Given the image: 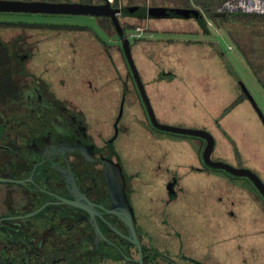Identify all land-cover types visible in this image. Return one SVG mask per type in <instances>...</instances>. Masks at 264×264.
Segmentation results:
<instances>
[{
  "label": "flooded vegetation",
  "instance_id": "obj_1",
  "mask_svg": "<svg viewBox=\"0 0 264 264\" xmlns=\"http://www.w3.org/2000/svg\"><path fill=\"white\" fill-rule=\"evenodd\" d=\"M0 1L81 5L104 3L103 0ZM110 5L113 9L121 10L117 15L118 20H163L150 17L142 10L136 11L138 14L122 17V10L127 6L122 7L118 3L114 7V0ZM137 8L148 12L156 7ZM31 17L33 20L26 21ZM57 17L89 16L0 12V179L14 182L0 183V264H214L218 248L213 240L219 230L213 223H207L205 231H202L208 237V244L195 246L196 239L192 238H197L202 232L192 228L194 230L189 233L185 226L179 224V228H175L168 220L169 214L174 217L175 205L178 206V216L180 209L185 210L184 200L180 201L184 198L183 174L180 176L178 172L166 168L163 188L156 194L157 204H161V208L149 213L151 217H159V224L161 222L159 226L152 223L156 227L155 232L151 231L154 227L150 224L141 227L138 223L133 194L143 196V187L148 190L153 185L150 181L138 183L141 177L137 178L136 173L128 169L131 158L126 162L121 153L126 144L124 138H132L139 132L144 146L149 140L144 131L147 116L141 119L134 114L137 107L143 110L142 99L139 94V97L136 96L134 87H124L122 83L118 103H108L109 109L104 113L99 103L81 105L70 94H65L62 87L55 86L53 74L43 72V77L33 69L38 53L43 52V33L47 36V33L66 28L71 32L86 30L81 26L54 25L34 20ZM94 19L107 20L111 25L107 18ZM47 38L45 41L51 39ZM77 42L86 46V53H89V43L83 40ZM96 42L99 45L98 54L109 57L103 42L100 39ZM129 44L132 54V45ZM69 48L77 53L76 46L70 45ZM118 50L133 80L120 41ZM196 140L201 144L200 167L192 171L211 177L213 172L221 170H212L204 165L202 152L206 142L200 138ZM146 154L142 162L148 163ZM117 169H120L123 179L119 177ZM144 171L150 169L145 167ZM222 172L225 175L221 177L227 181H244L264 210V199L248 179L229 177V174ZM123 183V188H128L138 242L131 240L133 236L127 226L110 212L113 205L111 190ZM218 185L221 187L219 191L214 181L204 183L200 196L210 203L212 197L219 194L225 197L232 209L238 207L241 200L232 198L231 184L223 182ZM219 196L217 200L223 201ZM228 214L233 221L237 218L231 210ZM167 239L175 240L176 245L170 244ZM253 248L236 245V249L243 253L245 250L250 253L254 251ZM243 253L236 261L249 264V259Z\"/></svg>",
  "mask_w": 264,
  "mask_h": 264
},
{
  "label": "rangeland",
  "instance_id": "obj_2",
  "mask_svg": "<svg viewBox=\"0 0 264 264\" xmlns=\"http://www.w3.org/2000/svg\"><path fill=\"white\" fill-rule=\"evenodd\" d=\"M183 1L185 0H118L122 7L131 5L168 8L179 5ZM188 1L195 9L193 0ZM216 13L221 14L218 7ZM227 15L234 16L235 14ZM202 17L205 21V29L201 31L193 21L189 22L190 27L179 29L174 25L183 20L178 19L151 21L154 27L158 25L157 23L163 24L165 28L160 29L148 26L149 22L146 19L141 21L126 18L119 21L121 26L126 28L127 38L132 45V58L157 121L167 126L202 130L209 133L214 139L212 161L222 162L236 169H247L257 175L264 184V125L257 113L246 99L230 110L228 114L221 116L234 100L242 96L241 86H244L264 118V91L255 77L256 75L257 78L264 81V21L235 17L210 21L204 14ZM27 20L31 21L33 18H27ZM34 20H40L41 23L50 22L54 25H75L86 28L84 32H71L66 28L55 33H47V36L43 33L41 37L43 52L38 53L32 65L33 69L38 70L37 74L43 77V72L53 74L55 86L62 87L65 94H70L81 105L92 106L99 103L104 113L109 109L108 103H118L122 83L124 87L131 88L133 86L136 96L139 97L134 80L130 79L124 59L118 50V38L107 20L97 21L90 17H57ZM193 30L199 31L198 34L185 35ZM152 34L155 35L152 36ZM45 36L48 37L47 39L49 37L51 39L45 41ZM96 37L105 45L106 55L109 57L98 54L99 45L95 40ZM77 40L89 43V53H86L88 51L86 46L84 47ZM185 40H190V42L186 43ZM70 45L77 47V53L70 50ZM153 47L161 50L159 55L162 56L163 53L165 60L166 57L171 60L172 56H176L178 53L180 55L182 50L190 49L197 53L192 60L183 58L190 70L186 73L184 69H177L178 81L165 84V86L160 85L158 88L164 87L163 89L157 88V91L162 92L161 94L149 90L151 71L155 69L156 64H165V66L170 65L169 67L176 68V65L180 66L183 63L182 61L168 62V60L155 59L154 55L157 52L149 51ZM156 95L158 99L155 97ZM162 96L163 99H161ZM140 103L143 110L137 107L134 111V114L139 118L141 115H146L145 107L141 101ZM160 108L164 109L166 116L171 119H187V125L162 123L157 118ZM144 124V131L151 134L152 140L154 137L158 139L159 137L160 139L170 137L167 133L151 128L148 120ZM220 128L225 130L236 147L241 150V160L229 159L230 156L233 157L232 144L226 139ZM141 140L139 132L132 138H124L127 145L123 141L125 147L124 152L121 153L126 162L131 158L128 169L135 172L137 178L141 177L138 183L150 181L153 185V188L149 187L148 190L143 187V196L139 197L135 193L133 194L132 201L139 225L141 227L149 224L153 226V223L159 226L161 224V222L159 224V217L154 218V215L151 217L149 213L154 210L157 212L161 208V204H157L156 194L159 189L162 190L164 185L167 168L165 161L168 156L170 158L180 157V150H177L174 145H170L169 142L157 141V144L151 139L148 142L153 144L150 145V142H147L144 146V141ZM145 152L147 153L146 157L149 158L148 163L147 161L146 163L142 162ZM145 167L150 171L145 172ZM171 170L178 172L180 176L184 173L182 167L177 163ZM213 173L211 176L225 175L222 171ZM205 177V175H200L193 179L202 180ZM196 184L197 182H191L190 185ZM220 189L221 187L217 185V190ZM137 190L140 189L137 188ZM193 193L192 197H186L190 201L189 208L180 209L181 214L178 216L176 213L178 206L175 205L174 217H170L173 214L168 215V220L175 228H179L180 224L182 227L195 228L200 233L205 231L207 223L208 225L213 223L219 230L215 239L217 237L222 239L219 244L215 242L216 246L218 245V251L213 260L214 264H234L235 260L239 259L238 257L243 253L236 249L237 244L246 245L248 249L255 247L254 251L250 249V253L248 250L243 253L249 259V264H264V212H258L250 203H241L242 206H238V209H232L225 197L219 196V194L212 197L213 200L207 203V199L200 196L198 191ZM217 196H219L218 198L222 197L223 201L217 200ZM198 206H200L199 210ZM229 210L234 212L237 217L234 221L228 214ZM155 229L156 227L151 231L155 232ZM231 229L236 232L234 239L230 237ZM150 235L154 236L155 233H150ZM196 237L192 238L196 239L195 246H203L209 242L203 232ZM223 237L225 238L223 239ZM215 239L213 243L216 241ZM170 240L167 239L169 243L176 245L175 240Z\"/></svg>",
  "mask_w": 264,
  "mask_h": 264
},
{
  "label": "water",
  "instance_id": "obj_3",
  "mask_svg": "<svg viewBox=\"0 0 264 264\" xmlns=\"http://www.w3.org/2000/svg\"><path fill=\"white\" fill-rule=\"evenodd\" d=\"M103 1L104 3L102 5H81L75 3L54 4V3H44V2L26 3V2H15V1H10V2L0 1V12L40 13V14H50V15H81V16H89L94 18L109 19L114 29V32L120 41L122 52L124 54L125 60L129 67L134 83L137 87L138 93L142 99L150 125L157 131L170 133L174 135L203 139L206 142V145L202 152V161L207 168L212 170L224 171L233 177L248 179L264 199V184L253 172L247 169H236L222 162H215L211 160L210 156L214 148V139L209 133L202 130H193V129L167 126L157 121L153 109L150 105L149 99L145 93V89L139 77L136 66L134 64L129 41L117 17V15L120 14L121 10L113 9L110 3L108 2V0H103ZM127 10L129 12L131 11L136 12L142 10L145 14L148 13L150 17H154L157 19H178V20L193 19L201 27L204 24V20L201 17V15H199L196 11L191 9H182V8H173V7L171 8L156 7L149 9L148 12L146 9H139V8L127 9ZM241 90L264 125L263 115L259 110V108L257 107V105L255 104L253 98L250 96V94L247 92L244 86H241ZM117 171L119 177L123 179V176H121L120 169H117ZM0 183L12 184L14 182L0 179ZM123 187H124V183L120 187H116L111 190L113 205H112V210L110 212L115 216H117L125 224V226H127L130 235L133 236L131 240H133L134 242H138V236L135 230V219L133 216V210L130 203L128 188L126 189Z\"/></svg>",
  "mask_w": 264,
  "mask_h": 264
},
{
  "label": "crops",
  "instance_id": "obj_4",
  "mask_svg": "<svg viewBox=\"0 0 264 264\" xmlns=\"http://www.w3.org/2000/svg\"><path fill=\"white\" fill-rule=\"evenodd\" d=\"M195 22L193 24H195V26H198V28L201 30H203L204 28L199 26V24L193 20V19H189V20H183V21H180V23L174 25V26H177L179 29H186L187 27H190L189 25V22ZM154 22V21H152ZM157 23V22H156ZM154 23V24H156ZM158 25H156L155 27L153 26V23L149 22L148 23V26H152L154 28H165L163 24H160V23H157ZM191 29V28H190ZM199 31H196V30H193L192 31H189L188 34H185L187 36H193V35H197ZM155 34H152V36H154ZM152 40V39H151ZM161 41V39H160ZM148 42H150V40H148ZM152 42V41H151ZM154 42V41H153ZM185 42H190V40H185ZM149 51H156L157 54L154 55V58L157 59H161L162 61H167L168 62L172 61H176V62H179V61H182V65H176L177 67L176 68H172V67H169V66H165V64H156L155 66V69H153V71H151V74H152V77L151 79L149 80V90L151 92L153 91H156V93L158 94H161L162 92L160 91H157V88L162 85V86H165V84H172L176 81H178V73H177V69H181L183 70L184 69V72L188 73V71L190 70L189 66L185 63V61L183 60V58H189L190 60L194 59V55L197 54V53H194L192 50H182L183 52L179 53L176 55V56H172L171 57V60L170 59H167L166 57V60H165V57L163 56V53H162V56L159 55L161 54V50L157 47H153L152 50H149ZM210 54V53H209ZM144 57V56H142ZM182 58V59H181ZM187 65V66H186ZM172 68V69H171ZM151 87V88H150ZM164 88V87H163ZM162 87L161 88H158V89H163ZM157 99H158V96L156 95L155 96ZM163 99V96L162 98ZM141 119H144V115H141L140 116ZM157 118L159 119V121H161L162 123H165V124H171V125H187V119H171L169 117L166 116V113L164 112V109L161 110V108L159 109L158 111V115H157ZM176 123V124H175ZM220 131H222L223 135L227 136L228 137V141L232 142L233 145L235 146L237 152H238V158L235 156V153H234V150H233V146H232V154H233V157H229L230 160H241L242 159V152L240 149H238L234 143V141L230 138V136L225 132V130L223 128H220ZM145 134L148 136L149 139H151V141H153L154 143H157V141H164L166 143L169 142L170 145H174L176 147L177 150H180V157H183L182 159L177 156V157H173V158H170V156H168V159H166L165 161V164H166V167L171 169L176 163L178 165H180L182 167V169L184 170V173H183V181H182V186L184 187V198H183V206H184V209L185 208H189V202L188 201L189 199H186L187 198H190L194 195V191H198L200 193V190L201 188H203L204 186V183H207V182H215L217 185L219 182H221L223 184V182H226L231 184V194H232V198L233 199H237L238 201L241 200V203H250L252 205V207H254L256 210H258V212H261L264 210L262 208H260V203L257 199V197L255 196V194L253 192L250 191V188L247 186V184L242 181V180H226L225 177H221V176H207L205 174H200V173H196V172H193L192 170L196 167H200V153H201V144L196 140V139H187V138H182V137H178V136H173V135H170V137H163V139H159L154 137L153 140H152V137H151V134L148 133V131H145ZM227 139V138H226ZM230 142V143H231ZM152 142H150L149 144L151 145ZM153 144V143H152ZM158 144V143H157ZM183 150V151H182ZM219 159V158H217ZM200 175H205L206 177L203 178L202 180L201 179H198V180H195L193 178H195V176H200ZM193 179V180H192ZM190 180V181H188ZM213 180V181H212ZM191 182H197L196 185H190ZM220 183V184H221ZM189 186H192V187H189ZM238 204L239 206H242V204ZM235 209H238V207H236ZM192 227H186V231L191 233L194 229H192ZM230 237L234 239V237L236 236V232L232 229H231V232H230ZM225 237H223L224 239ZM216 241V244H219V241H221L222 239L218 238L215 239ZM218 246V245H217ZM216 246V247H217ZM234 264H240L239 263V260H235Z\"/></svg>",
  "mask_w": 264,
  "mask_h": 264
},
{
  "label": "trees",
  "instance_id": "obj_5",
  "mask_svg": "<svg viewBox=\"0 0 264 264\" xmlns=\"http://www.w3.org/2000/svg\"><path fill=\"white\" fill-rule=\"evenodd\" d=\"M222 1L223 0H193V3H194L193 5L196 7L194 9V7H192V5H190V2L188 0H185V1H183L179 5L173 6V8H182V9H191V10H194L199 15H201V17H202V14H204L205 16H207V18L210 21H213L215 19H225L226 17H235V18L248 19V20L249 19H259L261 21H264V15H261L260 16V15L235 14L234 16H232V15H227V14H217L216 13V8L219 7V5L221 4ZM118 3H119L118 0H114V7H117L118 6ZM134 8H137V6H131V5L127 6L123 10L122 17L132 16L135 13L138 14L137 12H133V11H131V13H127V11H128L127 9H134ZM202 27L205 29V21H204V24L202 25ZM68 30H71V29H68ZM73 30H75V29H73ZM95 39L98 40L97 37ZM255 77H256V80H257L259 86L264 91V81H262L260 78H257L256 75H255ZM245 99H246L245 95L242 94L241 97H238L236 100H234V102L223 111V113H222L221 116H225L226 114H228L230 112V110H232L235 106H237L240 102H242ZM149 125H150V123H149ZM151 128H153V127L151 126ZM167 134L173 135V136L182 137V138L197 139L195 137L180 136V135H174V134H170V133H167ZM225 137L228 139V137L226 135H225ZM231 144L233 146V150H234L235 156L238 158V152H237V150H236V148H235V146L233 145L232 142H231ZM228 176L229 177H233V176H230V175H228ZM253 189H254V187H253ZM255 192H257V191L255 190Z\"/></svg>",
  "mask_w": 264,
  "mask_h": 264
},
{
  "label": "built area",
  "instance_id": "obj_6",
  "mask_svg": "<svg viewBox=\"0 0 264 264\" xmlns=\"http://www.w3.org/2000/svg\"><path fill=\"white\" fill-rule=\"evenodd\" d=\"M113 0H108L112 3ZM221 14L264 15V0H223L218 7Z\"/></svg>",
  "mask_w": 264,
  "mask_h": 264
}]
</instances>
